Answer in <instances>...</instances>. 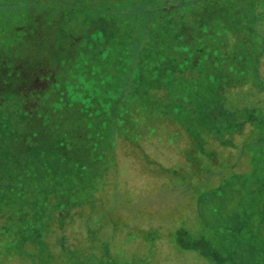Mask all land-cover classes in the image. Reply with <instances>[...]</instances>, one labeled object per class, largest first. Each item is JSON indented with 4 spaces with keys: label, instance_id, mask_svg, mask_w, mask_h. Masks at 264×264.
I'll return each mask as SVG.
<instances>
[{
    "label": "rangeland",
    "instance_id": "1",
    "mask_svg": "<svg viewBox=\"0 0 264 264\" xmlns=\"http://www.w3.org/2000/svg\"><path fill=\"white\" fill-rule=\"evenodd\" d=\"M9 1L0 12L10 30ZM76 6L72 16L84 12ZM215 46L192 44L195 65L169 82L138 79L135 65L125 92L116 90L133 154L121 140L115 157L104 141L102 160L89 166L86 136H76L71 162L53 146L35 158L29 149L44 142L42 128H14L6 142L22 171L14 177L10 161L0 168V264H264V56L261 72L255 60L241 71L230 48ZM42 122L57 131L78 121Z\"/></svg>",
    "mask_w": 264,
    "mask_h": 264
},
{
    "label": "trees",
    "instance_id": "2",
    "mask_svg": "<svg viewBox=\"0 0 264 264\" xmlns=\"http://www.w3.org/2000/svg\"><path fill=\"white\" fill-rule=\"evenodd\" d=\"M79 1L73 0L68 11L62 8L65 0L6 2L3 8L16 16L10 30L3 28L4 15L0 12V155L6 157L0 160V168L10 161L14 171L18 167L14 177L22 171L16 160L23 158L10 155L12 145L6 140L15 127L31 134L35 127L42 128L44 142L32 139L29 149L35 158L53 146L71 162L67 158L70 150L74 155L79 153L72 146L76 136L80 142L86 136L89 166L93 157H101L104 141L115 157L121 140L133 154L131 131L123 132L115 105L124 100L123 95L116 97L115 92H125L135 65L138 79L146 75L159 83L169 82L180 75L181 67L195 65L197 55L190 49L192 44L215 41V48L222 53L231 49L233 60L241 62L238 69L245 70L255 60L261 72L264 0ZM74 6L83 14L72 16L69 11L75 10ZM229 67L226 71L231 70ZM113 77L117 82L111 89ZM55 103L60 105L54 108ZM45 117L78 122L54 131L42 122ZM3 145L7 149H2ZM73 164L72 169L82 171V165ZM91 204H95L93 199ZM118 210L112 220L121 223ZM131 210V205L121 206V211L134 218ZM129 218L124 227L129 226ZM14 247L18 248L17 244ZM38 261L40 258L33 259V264Z\"/></svg>",
    "mask_w": 264,
    "mask_h": 264
}]
</instances>
